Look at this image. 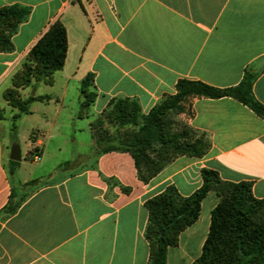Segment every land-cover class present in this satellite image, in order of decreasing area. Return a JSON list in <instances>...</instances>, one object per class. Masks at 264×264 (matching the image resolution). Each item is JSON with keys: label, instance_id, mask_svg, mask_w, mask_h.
<instances>
[{"label": "crops", "instance_id": "0c3cea01", "mask_svg": "<svg viewBox=\"0 0 264 264\" xmlns=\"http://www.w3.org/2000/svg\"><path fill=\"white\" fill-rule=\"evenodd\" d=\"M13 5L31 13L12 38L14 50L0 52V90L54 22L64 24L68 38L63 70L28 95L51 100L32 103L19 119L40 116L28 154L44 163L69 141L80 146L45 176L23 177L21 161L22 183L59 177L0 222V264H149L146 202L171 186L191 196L204 169L225 182L252 183L253 195L264 200V119L233 98L192 99V115L179 119L207 135L208 153L178 157L148 183L139 180L128 153L103 154L96 163L91 131L111 101L136 100L148 114L176 93L180 79L228 88L252 70L253 93L264 105V0H0V8ZM89 74L96 98L89 117L78 118ZM5 150L0 139V211L12 187ZM219 200L211 190L199 219L168 248L167 264H193L201 256Z\"/></svg>", "mask_w": 264, "mask_h": 264}, {"label": "trees", "instance_id": "16d2710c", "mask_svg": "<svg viewBox=\"0 0 264 264\" xmlns=\"http://www.w3.org/2000/svg\"><path fill=\"white\" fill-rule=\"evenodd\" d=\"M30 13L29 8L19 5L0 8V52L14 50L12 38ZM67 51V29L61 21H56L32 47L14 79L22 76L35 85L52 84L54 74L65 66ZM257 77L252 70H246L241 83L228 88L180 79L176 93L165 96L148 114H143L136 100L111 101L101 116L91 123L96 163L103 154L128 153L134 159L139 180L148 183L178 157H204L211 147L209 138L179 117L192 115L191 101L194 98L229 97L264 119V105L253 93ZM81 97L77 117L86 118L96 98L93 74L82 81ZM10 100L19 110L13 117L16 122L23 114L31 113L32 103L48 102L51 97L30 96L21 100L12 95ZM4 119L0 113V120ZM110 127H114L117 133L112 134ZM70 164L67 162L64 166ZM19 166V162L9 160L10 180L17 176ZM202 178V186L191 196L184 197L171 186L146 202L149 222L145 238L150 245L149 264H167L168 248L177 246L181 232L199 219L202 203L211 190L220 200L212 211L210 231L202 254L193 264H264V200L253 195L252 183L225 182L211 169H204ZM46 183L45 179H35L21 186L34 188ZM15 189L12 185L9 202L0 211V222L13 216L28 198L16 200ZM122 189L129 192L128 188Z\"/></svg>", "mask_w": 264, "mask_h": 264}, {"label": "rangeland", "instance_id": "374dc122", "mask_svg": "<svg viewBox=\"0 0 264 264\" xmlns=\"http://www.w3.org/2000/svg\"><path fill=\"white\" fill-rule=\"evenodd\" d=\"M14 77L15 74L11 77L8 84L0 90V113L5 117L0 126V139L5 146L7 156L10 155L11 147L14 144L19 145L23 161V177L27 178L32 174L35 176L34 178L41 175L45 176V174H47L46 172L54 164H59L60 162L68 161L75 157L77 155V151L79 150L78 146L80 145H77L78 143H70L69 141L63 145V151L57 157L48 156V160L46 159L44 163L41 161L35 163L33 162L34 156L31 157L28 152L30 150L31 140L33 141L34 139L32 136L35 135L32 134V128L39 125L40 116L35 114L27 117L25 120H18L15 122L13 117L19 112V110L14 106V103L11 102L10 99L13 95L16 99L26 100L29 94H34L35 89L39 84L35 85L33 81L28 82L22 76L15 79ZM9 95L11 96L9 97ZM109 130L112 134L117 133V130L114 127H110ZM34 151L35 149L33 152ZM19 163L21 165V162ZM58 177L59 176L52 177L47 183L55 181ZM44 178L47 180V177ZM11 180L13 181L12 185L16 188V200H21L23 197H29L31 193L42 186L34 188L23 187L21 186L22 182L18 179V176H13Z\"/></svg>", "mask_w": 264, "mask_h": 264}, {"label": "water", "instance_id": "95a60500", "mask_svg": "<svg viewBox=\"0 0 264 264\" xmlns=\"http://www.w3.org/2000/svg\"><path fill=\"white\" fill-rule=\"evenodd\" d=\"M10 160L15 162L22 161V154L19 145L14 144L10 150Z\"/></svg>", "mask_w": 264, "mask_h": 264}, {"label": "built area", "instance_id": "2783aa9c", "mask_svg": "<svg viewBox=\"0 0 264 264\" xmlns=\"http://www.w3.org/2000/svg\"><path fill=\"white\" fill-rule=\"evenodd\" d=\"M34 160H35V161H40V160H41L40 155L36 154L35 157H34Z\"/></svg>", "mask_w": 264, "mask_h": 264}]
</instances>
